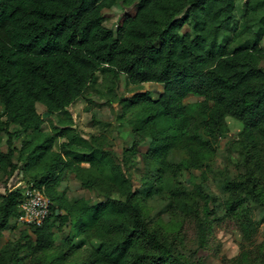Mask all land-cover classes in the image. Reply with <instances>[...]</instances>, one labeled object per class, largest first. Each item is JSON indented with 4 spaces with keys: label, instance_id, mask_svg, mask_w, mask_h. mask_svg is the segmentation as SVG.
I'll return each instance as SVG.
<instances>
[{
    "label": "trees",
    "instance_id": "16d2710c",
    "mask_svg": "<svg viewBox=\"0 0 264 264\" xmlns=\"http://www.w3.org/2000/svg\"><path fill=\"white\" fill-rule=\"evenodd\" d=\"M120 3L131 10L114 31L103 23L105 11ZM238 11L237 0H0V131L8 136L0 180L18 170L20 181L52 201L42 225L31 226L34 237L1 245L11 219L23 214L24 198L20 187L0 194V264H194L150 226L144 203L162 197L175 215L199 216L197 198L209 195L199 183L189 190L187 176L213 171L228 117L244 127L237 146L245 173L235 180L221 175L230 212H242L250 238L254 206L264 210V0H246ZM100 72L110 81V102L122 106L119 121L136 136L123 163L135 162L150 140L144 163L155 171L137 189L104 137L87 139L75 127L70 107ZM121 75L164 90L157 99L149 91L125 97L118 93ZM189 96L202 100L185 103ZM38 103L57 116L50 131ZM176 150L186 157L172 163ZM68 172L106 199L69 200L58 188ZM68 225L65 250L56 234ZM78 239L99 246L80 258L73 253Z\"/></svg>",
    "mask_w": 264,
    "mask_h": 264
},
{
    "label": "rangeland",
    "instance_id": "374dc122",
    "mask_svg": "<svg viewBox=\"0 0 264 264\" xmlns=\"http://www.w3.org/2000/svg\"><path fill=\"white\" fill-rule=\"evenodd\" d=\"M246 0H237L239 13ZM131 8L123 4H117L112 9L105 11L106 19L104 25L114 31L118 27L120 18ZM238 13V16H239ZM226 33V30L225 32ZM261 67L264 71V62ZM109 79L105 73L98 74L96 84L90 86L84 98L78 99L70 111L75 120V127L87 139L91 136L102 135L104 147L111 150L118 162H122L123 169L134 184L139 188L143 182V176L151 170L144 162L150 140L147 139L139 147V153L132 157L133 163H123V152L132 146L136 139L129 123H122L118 117L122 114V106L118 102L111 103L109 100ZM164 86L156 83H145L133 85L128 82L125 75H121L118 93L125 97H131L137 92H151V96L157 99L163 92ZM202 99L196 96H189L185 103H195ZM2 106L0 104V111ZM39 114L44 118V130L50 131V125L57 121L56 115H49L47 108L37 104ZM130 119H133L131 116ZM228 132L223 135L217 147L213 171L202 175V171H193L192 176H187L188 189H193L194 183L202 186L203 192L209 195V199L197 198L199 202V216L182 218L170 211V203L162 197L150 199L145 207V214L148 216L150 226H156L163 230L169 241L182 250L183 256L194 264H264V210L261 204L254 206L251 217L254 224L253 232L248 239L243 232L242 223L244 217L241 211L232 214L229 209L230 192L227 188L222 173L230 176L232 180L239 179L245 173L243 157L238 151V135L243 131V124L235 118L226 119ZM7 134L0 131V146L7 151ZM23 137L15 140L16 147L20 146ZM186 157L185 152L176 150L170 153L169 160L178 163ZM21 173L17 170L10 178L0 180V194L6 192V188H15L20 181ZM193 178V180H192ZM59 190L66 197L75 201L78 198H85L89 204L95 205L106 198L95 190L83 188L80 181L73 173H66L65 179L59 185ZM118 195H114L117 197ZM249 205V203H248ZM28 223L19 219H11L9 225L3 231L1 245L13 244L17 241L26 242L29 238L27 233L34 237L33 228ZM70 231V225L65 227L63 233H57V246L65 250L70 245L65 243V238ZM75 245L80 249L73 252L75 256L84 258V255L92 247H98L99 242H88L85 239L75 240ZM66 244V245H65Z\"/></svg>",
    "mask_w": 264,
    "mask_h": 264
},
{
    "label": "built area",
    "instance_id": "2783aa9c",
    "mask_svg": "<svg viewBox=\"0 0 264 264\" xmlns=\"http://www.w3.org/2000/svg\"><path fill=\"white\" fill-rule=\"evenodd\" d=\"M16 187L22 189L24 198L21 204L23 214L19 220L30 225H42L51 212L52 201L50 198L33 184H26L25 182L19 181Z\"/></svg>",
    "mask_w": 264,
    "mask_h": 264
}]
</instances>
